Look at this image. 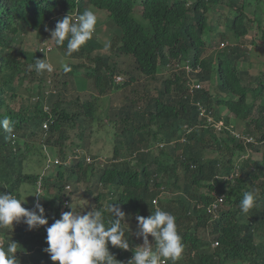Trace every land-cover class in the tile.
I'll return each mask as SVG.
<instances>
[{"label":"trees","instance_id":"obj_1","mask_svg":"<svg viewBox=\"0 0 264 264\" xmlns=\"http://www.w3.org/2000/svg\"><path fill=\"white\" fill-rule=\"evenodd\" d=\"M210 1L213 0L190 3L187 0H0V118L7 116L14 128L11 135L0 129V192L20 199L22 185L33 186L39 176L37 169L43 163V146L55 147L61 153L68 148V127L77 124L78 131L74 134L80 143L76 144L90 147L84 123L96 117L98 97L91 93L89 98L85 95L87 90L82 92L75 84L73 90L79 104L75 103L77 110L70 111L69 102L63 99L68 81L62 78L83 73L90 83L101 87V92L106 86L113 91L134 86L131 96H123V103L107 108L122 122L123 136L113 140L108 161L102 167L94 163L85 165L82 160H75L67 168L58 167L43 181L46 187H57L59 198L55 212L45 215L48 224L29 230L23 221L13 222L10 232L0 231V237L17 243L18 264H53L45 251L46 228L61 213L72 210L61 208L64 179L78 182L80 188L88 187L89 194L93 193L90 184L100 188L93 196L94 209L114 203L125 213L129 250L121 254V249L109 245L110 253L121 264H127L124 257L134 254L136 247L143 243L136 235L139 231L136 217L154 214L157 208L152 204L153 198H157L159 209L176 217L177 231L184 245L176 264H264V71L259 75L248 72L249 50L238 42L248 30L244 5L254 6V17L260 27L259 14L264 13V0L227 1L235 9L225 24L237 40L223 47L220 44L228 39L223 33L214 32L209 39L205 36L208 29L216 26L208 22L206 15ZM87 5L105 10L109 20L118 27L120 42L112 54L99 52L98 41L90 39L71 53L73 57L87 56L89 65L69 64L70 70L63 69L59 80L61 87L55 88L53 84L55 91L47 90L44 95L42 85L40 90L32 91L37 96L33 106L11 107L8 98L16 96V79L19 83L29 74H36L39 85L46 79V71L37 73L33 67L37 59H44L43 52L20 48L12 53L14 36L33 30L40 41L53 44L47 37L49 28H55L57 21L73 12L82 14ZM137 5L150 30L133 17ZM262 37L264 40V33ZM66 44L67 41L65 46H54L67 51ZM92 52L95 57L90 58ZM28 53L30 60L25 59ZM118 56L132 57L129 69L116 64ZM185 59L193 66L199 65L200 70L188 74L179 67ZM238 60L243 62L242 66ZM162 67L167 69L165 74L161 73ZM214 72L219 76V92L189 89L188 77L207 81ZM115 74L122 75L123 80L116 83ZM85 82L87 87L86 79ZM139 100L143 101L142 105L137 104ZM198 100L215 119L219 116L218 106L226 107L237 120L244 122V130L256 143H248L245 148L236 142L229 134L228 118L221 130L205 123V119L198 120L193 104ZM44 122L47 129L43 128ZM183 123L198 125L180 143L176 138ZM163 127L167 128L164 140L175 139L174 143L152 155L149 148L158 140L155 133ZM205 149H214L217 156L205 158ZM246 150L250 155L246 156ZM232 173L236 175L229 178ZM163 189L166 192L160 193ZM213 191L224 196L216 218L205 209L213 199ZM246 191L256 195L255 206L247 214L240 209ZM105 217L110 218L107 212ZM149 241L154 243L150 236ZM213 241H217L216 246L212 245Z\"/></svg>","mask_w":264,"mask_h":264},{"label":"clouds","instance_id":"obj_2","mask_svg":"<svg viewBox=\"0 0 264 264\" xmlns=\"http://www.w3.org/2000/svg\"><path fill=\"white\" fill-rule=\"evenodd\" d=\"M74 14L75 12L71 13V15L64 16L61 20L56 22L54 30L50 31L49 40L53 42V44L50 43L52 46L51 49L46 51H40L37 49V51L43 52L44 55H47V51L52 50L54 45L56 47H62L65 46V41H67V54L71 55V53L78 51L90 39H92L96 30L97 15L91 10H85L82 14H75L76 18L74 21ZM44 42L47 43L48 41H41V43ZM226 42L234 43L231 41L229 42L228 38L220 45L223 47L227 44ZM240 45L242 44L240 43ZM250 45L243 46H245L250 52L252 47V45ZM109 46V44L105 45V47ZM238 63L241 66L243 65V62L240 60H238ZM249 63L250 66L248 67V72L251 75H259L264 71L263 64V69L260 72L252 73V64L250 61L248 64ZM33 67L37 73L53 71V66L50 63L45 62L44 59H37ZM179 67L186 69L188 74L190 72L197 73L200 70L199 65L193 66L189 60L186 59L180 63ZM64 70L68 71L70 69L65 65ZM118 76L120 77L119 80L116 79ZM113 78L116 83L123 80V76L119 74H115ZM188 78L191 79L188 81L190 90L207 89L212 94L219 92L216 87L219 83L216 79V72H214L212 78L207 81H196L192 77ZM211 80H215L216 85L214 87L217 91L211 87ZM193 104L198 114V120L205 119V123L221 130L224 126L225 118H228L229 134L237 140L236 142L240 143L245 148L248 143H256L255 138L244 129L239 133L235 126V121L237 119L226 107L222 105L218 106L219 116L218 119H215L200 100L193 102ZM44 109H46V106H44ZM202 111L203 113H201ZM195 125L183 123L178 132L179 136L176 139L180 143L186 141V136L193 131ZM0 129H3V131L9 135L14 132L12 122L7 116L0 118ZM44 129H47V126ZM174 140L175 139H172L169 142L157 140L155 144L149 148L150 152L153 150V146H161L162 148L163 146L173 144ZM68 144L70 147L69 149L71 150L66 148L63 150V153L58 151L55 147L49 149V146H43V163L40 165L39 169H37L39 176L35 184L33 186L28 185V183L23 184L24 186L28 185L35 190L34 200H32V202L35 203L33 205L29 201H27V204H22L24 199L22 200L21 196L20 199H18L11 193L5 194L0 192V231L8 230L10 232L13 227V222L20 223L23 221V223L28 226L29 230L48 224L45 215H52L55 212L54 208L58 205L59 198L56 195L57 187H46L43 185V181L51 172L54 173L58 167H70L74 164L75 160H82L85 165H91L94 163L95 166L102 167L103 164L108 161L106 157H102L101 155L94 156L91 154L90 147L85 148L78 146L76 143L74 144L72 140H70ZM245 152L246 156L250 155L249 150H246ZM233 175L236 174L232 173L228 177L230 178V176ZM51 179L54 180L53 177ZM64 180H66V182L61 195V208L68 207L72 210L61 213L60 218L56 219L51 226L46 228V243L48 247L45 251L49 254L50 260L53 264H121V262L110 253L109 245L121 249V254L129 250L130 242L125 236L124 227V225L127 224L125 222V213L119 206L114 205V203H109L101 209L92 208L86 214L82 215L81 212H79V208L77 206H72L71 204L77 199L78 196L76 194L81 190L83 195L89 197V199L92 194H89L86 191L88 187L84 186L83 188H80L78 187V182H72L70 179ZM64 180L62 182H64ZM56 181H59V179L56 178ZM71 185L74 187L71 188ZM75 187H77V189ZM165 192L166 191L163 189L160 193ZM211 194H213V199L209 204L216 201L217 197L220 196L222 198L220 201L221 205L224 200L223 194L214 191ZM39 197L42 200V205L38 201ZM255 202L256 195L253 192H244L243 199L240 201L241 211L247 214L255 206ZM45 203L47 204L45 205ZM152 204L157 208L154 214H150L147 217H136L137 227L139 229L136 235L137 237L142 238L143 243L138 245L135 251L132 250L134 254L129 253L124 257L125 261L128 260L127 264H168L169 261H171L172 264H176V261L181 258L184 245L182 243V237L177 231L176 217L170 212L159 209L157 207V198L152 199ZM208 205L205 207L206 210ZM73 209H75L76 212ZM216 211L214 213L207 212L212 214L213 218H216ZM105 212L109 214L110 218L105 217ZM149 236L154 243H150ZM213 243L214 241L212 242L213 246L217 245H214ZM17 246V243L11 239L6 241L0 237V264H18L15 255L18 251Z\"/></svg>","mask_w":264,"mask_h":264},{"label":"rangeland","instance_id":"obj_3","mask_svg":"<svg viewBox=\"0 0 264 264\" xmlns=\"http://www.w3.org/2000/svg\"><path fill=\"white\" fill-rule=\"evenodd\" d=\"M188 3L194 1V0H187ZM229 0H213L210 1L209 8L207 10V19L208 22L214 23L216 26L212 29H208V32H206L205 36L207 39H209V36L214 35V32H221L223 33V36H226L229 38V42H235L237 39H235L234 34L229 31L226 27L225 21L228 15L232 13V10L235 9L234 6L229 5L227 3ZM239 1V0H237ZM138 4V3H137ZM86 10H91L97 15V25L96 30L92 36L98 43L100 44L99 52L107 51L110 54H112L113 49L117 47V45L120 42V36H119V30L118 27L115 26L112 20H109L108 14L105 10L96 9L91 5H87ZM244 11L246 14V20L245 23L248 25L247 33L243 36L238 38V42L242 45H252L251 50L249 52V61L252 64L251 72L252 73H258L263 69L264 64V40L262 37V34L264 33V13L260 12V18H261V25L259 27V23L255 19V8L252 5L246 4L244 5ZM133 17L137 21H141L145 28L147 30H150V25L147 21L144 20V18L140 15V6L137 5L133 9ZM54 30V28H49V32L47 37L50 39V31ZM223 30V32H222ZM47 38V39H48ZM227 39V38H225ZM41 39L37 38L35 35V32L33 30L28 31L26 34H20L16 35L13 38V43L10 46V50L12 53H16L18 49L24 48L27 49L29 52L34 51L36 49H39L41 46ZM227 43V42H226ZM106 44H109V47H105ZM250 45V46H251ZM114 56V55H113ZM94 53H91V57L93 58ZM31 55L30 53L27 54L26 58L27 60H30ZM44 60L47 63H50L53 66V71L48 72L46 71V79L45 82L41 85L37 84L36 74L31 75L29 74L25 80L18 83V80L16 79V82L18 84L16 96L12 99L8 98L9 105L15 109L24 108L26 106H33V104L36 102L37 96L35 94L32 95V93L38 89H41L42 92L45 95L47 90L49 91H55L54 89L56 86L61 87L62 83L59 82L61 75L63 73V69L65 65H69L73 63L74 65L78 63H84V65H89L87 62V56L83 57H73L71 55L67 54V51L60 50L54 46V48L50 51H47V55L44 56ZM242 60V58H241ZM114 61V58H113ZM116 64H118L121 68L129 69L132 62V57H124L121 58L120 56L115 57ZM243 61V60H242ZM31 65V64H29ZM94 65V64H91ZM32 69V66L31 68ZM80 71H83L82 68ZM167 72V69L165 67H162L161 73L165 74ZM83 73H80V75H76L73 77H65L62 78L66 79L68 81V84L66 86L65 96L63 99L65 102L68 103V108L70 111L77 110V105L75 103H78L76 101V92L73 90L75 87V84L77 85V88L80 91H86V94L89 98L91 93L95 94L98 98L96 99L95 104V118L91 122L89 119L86 120L84 123V127H87L86 135L88 136V140L90 141V153L95 155H101L102 157H106L107 159L110 158L112 155V145L113 140L118 138L119 136L123 137L121 134V126L122 122H119V117L114 116L111 113L108 112L109 107H118L121 103H123V96L129 95L131 96L133 94L132 89L133 87H127V88H120L116 91H113L108 86L105 87V91L101 92V87L95 85L93 82H89L86 77L82 75ZM82 77V78H81ZM87 81V87L84 86L86 84L85 79ZM81 78V79H80ZM216 79L219 81V76L216 73ZM92 81V80H90ZM78 82V83H77ZM85 82V83H84ZM54 84L55 88H52L51 86ZM210 84V82H209ZM216 85L215 80H211V87L217 91V89L214 87ZM217 87V86H216ZM76 89V88H75ZM153 87H151V90ZM34 90V91H33ZM33 91V92H32ZM90 91V92H89ZM40 99H44L43 95H40ZM83 99V98H81ZM142 102V103H141ZM140 103V104H139ZM79 104V103H78ZM138 105H142L143 101L139 100ZM115 123V124H114ZM235 126L239 133L244 129V122L240 120L235 121ZM90 127V128H89ZM155 125L151 126V129L153 130ZM166 127H163L158 129V131L155 133V135L158 137L157 139H162V142H166L164 140V137L166 135ZM78 131V125L76 124L74 127H68L67 132L68 135L70 134V138L66 141L68 144L70 140H72L74 143H78L79 139L75 136L74 133ZM170 145L163 146H153V150L151 151L152 155H157V153L160 150H166L168 149ZM70 147L68 146V150ZM217 153L214 149H205L204 157H213L216 156ZM258 158L261 157V154L259 153L257 155ZM182 170L179 169L178 172H181ZM181 176V174L179 175ZM183 183L182 180H179V183ZM90 188L93 190L92 196L89 199V197H86L83 195L82 190L79 191L78 194H76L78 197L77 199L72 202V206H77L79 208V212L81 214H86L88 211H90L92 208L95 207L94 201H92L93 196L98 193L100 188H97L90 184ZM74 187L71 185V188ZM79 187V186H78ZM79 189V188H78ZM34 194L35 190L29 187L28 185H22L21 188V197L22 204H27V201L31 202L33 205L35 202H32L34 200ZM169 195V194H168ZM162 196H165L164 194ZM39 203H42L41 198H38ZM42 205V204H41ZM48 208V207H47ZM50 209V208H49ZM45 210V209H44ZM238 264H247L245 263H238Z\"/></svg>","mask_w":264,"mask_h":264},{"label":"built area","instance_id":"obj_4","mask_svg":"<svg viewBox=\"0 0 264 264\" xmlns=\"http://www.w3.org/2000/svg\"><path fill=\"white\" fill-rule=\"evenodd\" d=\"M75 18H76V15L74 14V15H73V19H74V21H75ZM51 47H52V46H51L50 43H48V42L45 43V42H44V43H42L41 46L39 47V50H40V51H44V50L46 51V50L51 49ZM116 79L119 80L120 77L118 76V77H116ZM201 113H203V111H202ZM46 126H47L46 123H44V124H43V127L46 128ZM221 199H222V198H221L220 196L217 197V200H216V201H213L211 204L208 205V207H207V211H208V212H211V213H214V212L217 210L218 206L220 205V201H221ZM213 244L216 245V244H217V241H214Z\"/></svg>","mask_w":264,"mask_h":264}]
</instances>
